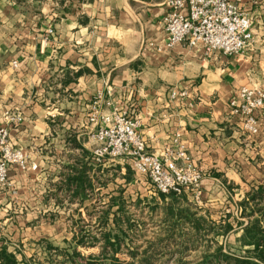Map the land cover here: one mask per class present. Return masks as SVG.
<instances>
[{
	"label": "crops",
	"instance_id": "obj_1",
	"mask_svg": "<svg viewBox=\"0 0 264 264\" xmlns=\"http://www.w3.org/2000/svg\"><path fill=\"white\" fill-rule=\"evenodd\" d=\"M238 3L253 39L226 56L168 46L167 0H0V127L26 159L0 191V249L18 264H49L52 248L83 242L77 217L95 212L101 172L131 170L128 159L96 161L89 117L99 96L103 113L111 101L139 121L148 151H184L201 168L204 223L218 228L237 212L264 172V109L253 135L230 107L241 87L264 90V0ZM153 191L177 209L173 193Z\"/></svg>",
	"mask_w": 264,
	"mask_h": 264
},
{
	"label": "rangeland",
	"instance_id": "obj_2",
	"mask_svg": "<svg viewBox=\"0 0 264 264\" xmlns=\"http://www.w3.org/2000/svg\"><path fill=\"white\" fill-rule=\"evenodd\" d=\"M122 159L126 160L114 158L112 162ZM129 166L131 170L123 171L112 165L110 175L101 172L94 193L98 196L90 204H95V212L77 217L83 242L52 248L49 264H236L235 259L245 256L263 264L247 252L239 238L246 225L259 220L262 230L258 236L264 247V172L250 182L246 206L245 199L237 201V212L222 218L216 228L202 221L200 205L191 194L188 199L187 193H173L177 209L165 200L158 202L148 179L139 175L144 174ZM108 192L114 194L107 197ZM91 220L96 229L88 225Z\"/></svg>",
	"mask_w": 264,
	"mask_h": 264
},
{
	"label": "built area",
	"instance_id": "obj_3",
	"mask_svg": "<svg viewBox=\"0 0 264 264\" xmlns=\"http://www.w3.org/2000/svg\"><path fill=\"white\" fill-rule=\"evenodd\" d=\"M167 5L170 11L164 23L168 46L187 42L191 46H202L207 53L234 56L243 53L252 42V20L241 10L238 0H167ZM181 94L185 96L186 92ZM100 102L99 96L89 117L97 126L93 133L97 142L93 151L96 161L105 163L114 158L128 159L140 173L147 176L156 192H188L200 205L204 177L201 168L193 164L184 151L168 149L163 157L148 151L139 132V121L118 107H112L111 101L106 103L111 111L103 113ZM230 107L243 117L250 134L259 132L257 115L264 109V90L243 86L231 100ZM5 117L15 119L8 112ZM0 151L1 191L9 185V166L18 164L25 168L26 159L22 151L12 148L7 129L2 127Z\"/></svg>",
	"mask_w": 264,
	"mask_h": 264
},
{
	"label": "trees",
	"instance_id": "obj_4",
	"mask_svg": "<svg viewBox=\"0 0 264 264\" xmlns=\"http://www.w3.org/2000/svg\"><path fill=\"white\" fill-rule=\"evenodd\" d=\"M250 195V193H249ZM249 195L245 200L242 201L243 204H247L249 202ZM254 195V194H252ZM241 204V211H244V207ZM244 213V212H243ZM259 220L256 222L250 223L243 228V233L240 235V240H243V245L246 247L247 252L250 254H254L258 260L262 261L264 264V247L262 245V240L260 238V232L262 230L261 226L259 225ZM110 243V242H108ZM114 243V242H112ZM110 243V244H112ZM115 244V243H114ZM113 245V244H112ZM236 264H261V262H252L248 258V256L237 258L235 259ZM0 264H18L15 255L8 251V249L2 247L0 249Z\"/></svg>",
	"mask_w": 264,
	"mask_h": 264
}]
</instances>
